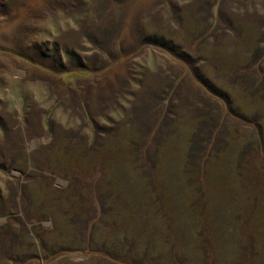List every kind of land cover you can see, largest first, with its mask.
Segmentation results:
<instances>
[{"label":"rangeland","instance_id":"obj_1","mask_svg":"<svg viewBox=\"0 0 264 264\" xmlns=\"http://www.w3.org/2000/svg\"><path fill=\"white\" fill-rule=\"evenodd\" d=\"M0 264H264V0H0Z\"/></svg>","mask_w":264,"mask_h":264}]
</instances>
